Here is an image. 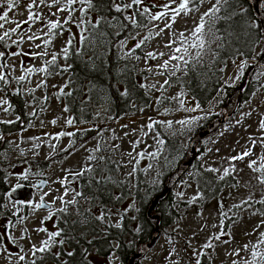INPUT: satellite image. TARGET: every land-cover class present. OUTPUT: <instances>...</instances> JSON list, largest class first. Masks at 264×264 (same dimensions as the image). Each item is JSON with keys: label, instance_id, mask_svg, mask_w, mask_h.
Returning <instances> with one entry per match:
<instances>
[{"label": "rangeland", "instance_id": "374dc122", "mask_svg": "<svg viewBox=\"0 0 264 264\" xmlns=\"http://www.w3.org/2000/svg\"><path fill=\"white\" fill-rule=\"evenodd\" d=\"M226 1L189 0L191 11H181L178 15L174 9L182 0L169 1L174 5L162 11L145 8L143 0L139 5L126 8L123 14L135 24L134 34L121 43L120 50L123 56L139 63L141 72H146L140 82L154 96L155 103L139 113L118 119H112L107 106L102 105L95 110L93 121L79 124L74 122L61 96L69 88L70 73H60L58 69L69 67L66 56L70 43L79 46L89 26L97 23L99 17L87 2L80 0L75 4L69 0H58V3L46 0L43 5L39 0H19L8 13L9 22L0 21L4 25L0 36L9 32V36L0 41L4 45L0 46L3 53L0 75L5 77L0 86L20 90L32 118L31 125L20 132H0V162H6L7 184L10 189L18 185L25 187L19 199L6 196L4 210L7 213L0 217V230L6 227L9 234L5 241L1 239L0 264H28L39 252L34 253V248L43 247L46 240L51 246L45 251L57 252L64 246L61 235L52 238L49 233H60L57 219L62 212L79 213L76 210L79 201L85 209L91 206L79 193L77 176L92 164H98L101 155L108 156L115 164V173H107L106 181L108 178L112 185V197L121 196V201L116 205L112 201L108 218L98 207L91 206L90 210L103 217L101 223L113 226H119L121 217L126 215L132 218L133 229L137 230L139 201L135 192L139 174L147 184L142 192L150 198L154 188L162 184L164 175L192 156L189 144L196 134L214 118H221L226 106L228 113L234 110L239 87L250 70L249 81L260 82V88L248 102L239 104L234 115L215 134L196 147L195 158L204 169L213 170L219 178L231 176L234 182L217 196L203 200L194 170L185 173L172 190L176 202L186 203L178 210V220L160 228L156 243L136 264H264V205H256L264 198V183H261L264 179V128H261L264 57L260 59L264 54V39L255 47L253 58H237L226 68V84L238 88L228 101L225 94H220L207 107H200L181 84L169 82V77L180 75L190 60L213 59L220 38L212 33L211 27L207 26L206 30V24L217 21L221 5ZM115 4L123 8L131 4V0H115ZM214 5H218L219 11L214 16H205ZM60 8L64 11H58ZM29 9L36 13V18L17 27L14 22L28 20ZM4 11H7L6 5L0 7V14ZM161 12L166 15L159 20L152 19ZM136 14L141 15L139 19ZM57 21L59 27L51 29L49 22ZM201 22L204 23L202 32L194 34L193 30ZM168 24L171 27H166ZM30 36L39 38L29 39ZM201 39L203 47L199 46ZM138 44L145 54L140 57L136 54ZM177 48L181 51L177 52ZM172 56L179 59H171ZM9 105L0 89V121L16 119L10 115ZM69 120L73 122L71 125ZM87 129H94L95 134L84 136L82 131ZM79 131L80 138H74ZM165 136L187 149L184 160L170 155ZM82 142L83 145L76 148ZM71 148L74 149L68 154ZM245 151L249 154L243 159H232ZM42 180H47V185L38 187L37 183ZM30 183L33 187L28 185ZM24 192L34 200L21 199ZM72 200L76 203H71ZM38 204L43 206L37 208ZM79 216L82 215L79 213ZM224 220L228 223L227 229L223 227ZM209 244L211 247H207ZM139 246L134 248L137 250ZM64 248L68 249L67 245ZM253 252L257 253L255 257ZM20 256L24 259L20 260ZM92 262L127 264L116 252L108 257L97 254Z\"/></svg>", "mask_w": 264, "mask_h": 264}, {"label": "trees", "instance_id": "16d2710c", "mask_svg": "<svg viewBox=\"0 0 264 264\" xmlns=\"http://www.w3.org/2000/svg\"><path fill=\"white\" fill-rule=\"evenodd\" d=\"M114 5L115 0H93L91 10L99 17V20L89 26L79 46L75 42L70 43L66 56L69 67L58 69L60 73H70L69 88L61 96L76 124L93 121L95 110L102 105L107 106L108 114L112 119H118L139 113L155 103L154 96L140 82V78L145 77L146 72L140 71L136 60L125 57L121 53L120 45L134 34L132 31L135 24L125 19L123 11L116 12ZM140 16L136 14L137 19ZM207 26L211 27L212 33L220 38L219 45L214 49L213 59L203 60V62L190 60L180 75L169 77L170 83L181 84L200 107H207L220 94L227 96L226 101L235 95L238 88L225 82L226 68L237 58H253L255 47L264 39L260 23L246 0H227L221 5L220 17L217 21L206 24V30ZM0 46L4 45L0 44ZM143 52L144 50L138 47L136 54L140 57L145 55ZM260 86V82L248 81L241 102H248ZM0 89H3L5 98L10 102V115L16 117L11 123L0 121V132L11 134L29 127L32 118L28 115V104L21 91L16 92L9 87L1 86ZM82 132L84 136L89 137L95 134L94 129ZM80 133L81 131L76 132L74 138L79 139ZM165 140L170 155L184 160L187 149L175 144L176 141L168 136H165ZM81 145L83 142L76 148ZM73 149H69L67 153L71 154ZM100 158L98 164L94 163L89 167L91 171L87 169L77 178L79 179L78 190L82 198L88 199L86 202L88 201L94 208L102 209L104 214L111 208L112 201L114 205L121 201V196H115L116 199L112 197V185L108 178L106 181L107 173H115V164L111 163L108 156L101 155ZM5 165V160L0 162V217L7 213L4 205L7 201L6 196L11 190L7 184L8 174ZM174 168L172 167L164 175L162 184L154 188L155 192H152L150 198L145 197L142 192L147 184L143 182L139 174L135 192L136 199L139 201L137 230L133 229L132 218L126 215L123 216L119 226H107L101 223L99 215L90 210L91 206L85 209L79 201L76 210H79L82 216H79V213L62 212L57 219L63 244L67 243L76 257L78 256L76 253L81 249H85L86 252L97 249L99 254H102L106 249L111 248L114 241L116 251L122 261L127 263L136 251L134 246L149 242L153 237L156 221L148 217V206L152 199L161 193L167 177ZM191 169L194 170V179L203 200L217 196L223 188L234 182L231 176L219 178L213 170L204 169L197 158L189 168ZM261 201H264V198ZM261 201L256 205H264ZM185 205V202H176L172 192L167 198L159 200L154 213L161 215L160 228H165L177 221L178 210ZM82 254L83 257L85 253ZM73 264H76V261ZM82 264L87 263L82 261Z\"/></svg>", "mask_w": 264, "mask_h": 264}, {"label": "water", "instance_id": "95a60500", "mask_svg": "<svg viewBox=\"0 0 264 264\" xmlns=\"http://www.w3.org/2000/svg\"><path fill=\"white\" fill-rule=\"evenodd\" d=\"M252 7L256 19L260 23L261 31L264 36V4L263 0H246ZM264 57V54L260 57L262 59ZM251 70L247 73L246 77L244 78L242 84L239 87V95L237 98L236 106L234 110L231 113H228L227 106L223 109V116L214 118L213 120L210 121L209 125L205 127L203 130L198 132L196 136L190 141L189 144V152L192 153V156L187 160V161H182L179 163L177 168L168 176L164 183V188L162 189L161 193H159L157 196H155L152 201L150 202L148 206V217L152 220L156 221V226L155 230L153 233V237L149 242L146 243H141L139 248L131 255L128 264H136L137 260L142 259L154 246L156 243L157 239L159 238L160 235V219L161 215L154 213L155 208L161 199H165L168 197V195L172 192L173 188L177 185L178 181L183 178L185 173L189 170L191 165L193 164V161L195 157L197 156V151L196 147L199 142H201L203 139L215 134L221 127L222 125L229 119L231 118L234 113L236 112L239 104L241 103V98L243 91L249 81V73ZM47 185V180H42L41 182L37 183L38 187H45ZM25 188L24 186L19 185V187H15L10 191L11 197L13 199H19L21 195L22 189ZM27 192H30V190L26 189Z\"/></svg>", "mask_w": 264, "mask_h": 264}, {"label": "snow or ice", "instance_id": "6c2138e0", "mask_svg": "<svg viewBox=\"0 0 264 264\" xmlns=\"http://www.w3.org/2000/svg\"><path fill=\"white\" fill-rule=\"evenodd\" d=\"M18 2H19V0H0V7H3L5 5L7 7V11H4L2 14H0V21L9 22V20H8V13H9V11L13 10L14 7H16V5L18 4ZM39 2H40L41 5H43V4L46 3V0H39ZM55 2L58 3V0H55ZM76 2H77V0H69V3H71V4H75ZM80 2L81 3L87 2L89 8H92L93 7V0H80ZM173 2H175V0H173ZM141 3H142V0H131V4H126V5H124L123 8L119 4H115L114 5L115 6V11L116 12H122L126 8H130L132 6V4L139 5ZM33 6H35V3H34ZM49 7H51V5H49ZM58 11H64V9L63 8H60V9H58ZM181 11H185V12L191 11V9L189 8V0H182V2L179 4V7L177 9H174V12L177 15ZM218 11H219L218 5H214L208 12L205 13V16H209V17L214 16L215 13L218 12ZM165 15H166L165 12H161L159 15H153L152 16V19L153 20H159V19H161L162 16H165ZM35 18H36V13L31 12V9H29V17H28V20L23 21V22L15 21L14 23L17 24V27H20L22 25V23H31ZM172 19H173V22H174L175 21V17L173 16ZM3 26H4L3 23H0V28H2ZM49 27L51 29H56L57 27H59V22L58 21L57 22H49ZM166 27H171V25L168 24V25H166ZM203 28H204V23L201 22L193 30L194 34H200L202 32ZM14 31H15V29H14ZM181 35H183V34H181ZM8 36H9V32L5 31L4 34L2 36H0V41H3L5 39V37H8ZM33 38H37L38 39L39 37H32V36L29 37V39H33ZM203 43H204L203 42V39H201L199 46L200 47H203ZM137 47H139V44L137 45ZM65 51H67V50L65 49ZM176 51L179 52V51H181V49L180 48H177ZM2 55H3V53H0V56H2ZM149 55H152V54L149 53ZM171 59H179V58L176 57V56H172ZM54 60H55V57L53 58V61ZM42 71H45L46 72L47 69H42ZM21 79H23V78H21ZM0 81H5V77L3 75H0ZM4 103H6V102H4ZM192 110H195V109H192ZM7 122L8 123H11V121H7ZM53 123H55V122H53ZM72 123H73L72 120H69L68 121V124L69 125H71ZM180 123L183 124V123H187V122L186 121H181ZM261 128H264V122L261 123ZM59 135L62 136V135H64V133H60ZM68 135H72V134L69 133ZM248 154L249 153L247 151H245L243 153V155L237 156V157H233L232 159L233 160H235V159H243V157L244 156H247ZM249 166L251 167V165H249ZM89 171H91V170L89 169ZM80 174H82V173H78V175H80ZM227 174L228 173L225 172V175H227ZM261 183H264V179H261ZM18 187H19V185H18ZM65 194H67V193H65ZM78 195H79V193H78ZM71 203H76V201L75 200H72ZM261 203H264V201H261ZM42 206L43 205H41V204L36 205L37 208L42 207ZM61 211H63V209ZM100 218L102 219L103 217H100ZM42 230L43 231H47L46 229H42ZM221 234L224 235L226 233H221ZM59 235H60L59 232L49 233V236L52 237V238L57 237ZM262 235H264V234H262ZM216 238L219 239V236H217ZM61 243H62V241H61ZM43 245L44 246L41 247V248H38V249H35L34 248V250H33L34 253L36 251L44 252L46 249L50 248L51 243H50V241L46 240V241L43 242ZM207 247H211V244L207 245ZM245 247H247V246H245ZM69 255H72V253H69ZM252 255H253V257H255L257 255V253L256 252H253ZM19 259L20 260H23L24 257L23 256H20Z\"/></svg>", "mask_w": 264, "mask_h": 264}, {"label": "flooded vegetation", "instance_id": "af4514ba", "mask_svg": "<svg viewBox=\"0 0 264 264\" xmlns=\"http://www.w3.org/2000/svg\"><path fill=\"white\" fill-rule=\"evenodd\" d=\"M143 1H144V7L145 8H151L153 10L159 9L158 11H162L166 6H173L174 5L173 2L169 3V1H171V0H155L153 2L148 1V0H143ZM156 1L159 2V4L154 3ZM35 183H37V182H35ZM28 185L33 187L32 183H30ZM34 189H33V192L36 190V189L35 190ZM8 195H9V192H8ZM32 197H33L32 195L29 197V195L24 192L21 199L28 198V199H31V201H32V200H34V199H32ZM65 211H67V210H65ZM109 212H111V211L108 209L106 211V214H104L107 218L110 217V215H111ZM63 213H65V212H63ZM121 218L122 219H121L120 223H122V221H123V216ZM102 223L107 225V226L114 227L112 224L110 225L109 223H104L103 221H102ZM223 227H224V229L228 228V223L226 220H224V226ZM8 229H9V227H8ZM8 234H9V231L6 230V227H4V228H2V230H0V243H1V239H3V241H5V239H8ZM63 245L64 246L67 245L68 249H65L63 246L61 249L59 248V251H57V252H53V251L37 252L36 256L34 258H31L28 261V264H49L48 262H50V263L54 262V264H73L74 261H76V264H82V261H86L87 264H93V262H92L93 257L100 253V252H98L97 249L92 250V251H88V252H86L85 249H81L80 251H78L76 253V255H78V256L74 257L75 253L73 252V250L70 249L69 245L67 243H64ZM83 252L85 253L83 256L84 258L82 257ZM113 252L118 253L116 251L114 241L112 242L111 248L106 249L100 255H102L103 257H108L110 255V253H113ZM69 253H72V255H69ZM70 257H72V258L70 259ZM70 260H72V261H70Z\"/></svg>", "mask_w": 264, "mask_h": 264}]
</instances>
